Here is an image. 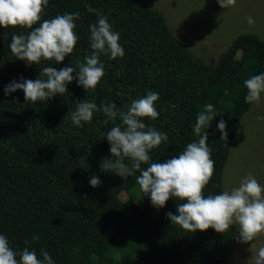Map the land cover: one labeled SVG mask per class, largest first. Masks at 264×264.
I'll use <instances>...</instances> for the list:
<instances>
[{"label": "trees", "instance_id": "obj_1", "mask_svg": "<svg viewBox=\"0 0 264 264\" xmlns=\"http://www.w3.org/2000/svg\"><path fill=\"white\" fill-rule=\"evenodd\" d=\"M88 8L108 17L125 53L116 60L101 55L104 75L96 88L85 91L73 81L63 96L36 103L25 101L21 90L4 96L13 79L34 80L42 67L59 70L83 62L91 51L88 25L96 20ZM64 12L79 13L74 21L79 38L60 64L42 60L25 67L7 45L13 34L29 29H0V233L14 250L28 247L39 255L44 249L55 264H234L233 228L222 234L211 228L186 232L165 218L182 201L170 198L157 209L140 192L138 171L122 179L99 167L102 157L112 158L104 133L119 119L105 123L106 117L95 113L90 123L74 127L69 114L83 100L98 106L110 101L123 109L145 91L157 92L159 115L145 123L168 136L149 152V163H162L198 139L192 131L195 116L211 103L217 116L202 133H208L214 165L202 193H219L232 141L250 106L243 81L264 71V40L239 34L211 65L195 59L164 15L144 0H48L41 19ZM220 119L226 123L223 139L215 128ZM92 176L101 181L95 188L88 185ZM125 190L131 193L124 201L120 193Z\"/></svg>", "mask_w": 264, "mask_h": 264}, {"label": "clouds", "instance_id": "obj_2", "mask_svg": "<svg viewBox=\"0 0 264 264\" xmlns=\"http://www.w3.org/2000/svg\"><path fill=\"white\" fill-rule=\"evenodd\" d=\"M217 3L225 9L234 0H217ZM47 5L48 0H0V29L15 26L29 29L26 33L13 34L7 45L16 60L25 62V67L39 65L42 60L60 64L73 53L79 38L74 34V21L79 19V13L64 12L50 19H41ZM87 10L96 14V20L88 25V47L91 51L84 55L83 62H72L71 66L65 65L59 70L53 66L42 67L39 77L34 80L23 76L13 79L4 86V96L21 90L25 101L36 103L63 96L68 90L67 85L73 81L85 91L96 88L104 75L101 55L116 60L125 53L119 43L120 34L113 30L108 17L96 9ZM246 19L249 25L253 23L251 16ZM243 86L247 90L244 102L258 103L264 94V71L244 80ZM158 99L157 92L147 90L142 96L131 99L123 109L110 101L101 102L98 106L94 101L83 100L76 104L69 119L74 127L90 123L95 113L105 116V123L119 119L118 124L104 133L112 158L102 157L99 167L122 179L138 171L135 182L142 195H147L150 204L157 209L163 208L170 198L182 201L176 205L175 214L165 213L171 224L189 233L211 228L222 234L234 227L242 242L264 233V184H260L252 173L245 175L238 186L229 190L208 195L202 193L212 177L214 165L206 143L208 133H202V129L209 128L217 116L211 103L204 104L195 116L192 131L198 136L197 140L187 143L181 152L162 163H149V152L168 140L166 132L145 123V118L155 120L158 117L155 106ZM215 128L223 139L225 121L220 119ZM142 164L147 166L142 168ZM100 183L97 176L88 180V185L93 188ZM36 239L37 236L33 235L32 240ZM249 262L264 264V246L256 250ZM0 264H55V261L44 249L39 251V255L28 247L14 250L8 238L0 233Z\"/></svg>", "mask_w": 264, "mask_h": 264}, {"label": "rangeland", "instance_id": "obj_3", "mask_svg": "<svg viewBox=\"0 0 264 264\" xmlns=\"http://www.w3.org/2000/svg\"><path fill=\"white\" fill-rule=\"evenodd\" d=\"M161 12L171 33L191 52L195 59L215 65L232 40L242 33H254L264 40V0H234L221 8L217 0H144ZM251 16L253 23H247ZM252 173L264 184V94L258 103L250 104L242 118L241 128L232 141L223 172V191L239 185ZM131 192L120 193L127 200ZM143 203V198H137ZM232 251L234 264H250L256 250L264 246V233L242 242L233 227Z\"/></svg>", "mask_w": 264, "mask_h": 264}]
</instances>
